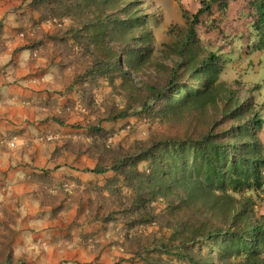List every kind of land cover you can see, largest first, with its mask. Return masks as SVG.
<instances>
[{
    "label": "trees",
    "instance_id": "16d2710c",
    "mask_svg": "<svg viewBox=\"0 0 264 264\" xmlns=\"http://www.w3.org/2000/svg\"><path fill=\"white\" fill-rule=\"evenodd\" d=\"M225 1L202 0L196 13L185 12L188 28L167 53L175 59L156 68L151 33L134 34L146 27V21L129 15L133 3L125 7L126 0H75L71 18L82 24H70L63 31L70 0H0L6 5L0 16V56L12 41L4 36V18L15 16L9 27L25 36L31 23L34 35L41 36L37 42L26 37L28 49L36 50L49 40L51 64L82 61L83 70L63 81L59 93L79 88L87 94L91 90L87 83L101 75L113 84L115 73L130 85L123 111L117 106L102 111L83 129L85 139L76 143L68 139L66 146L92 160L89 173L114 174L107 185L88 189L90 196L96 194L89 202L97 207V220L125 226L127 254L142 264H172L164 256L190 264H264V213L258 212L259 205L264 208V119L255 103L242 102L237 89L220 80L221 58L206 52L198 36L202 18L215 4L228 20L232 18L227 12L231 4ZM250 5L255 10L260 6L257 0ZM25 16L29 21L22 19ZM44 23L52 25L51 34L41 28ZM74 46L81 47L79 56ZM6 66L0 64V72ZM154 68L155 75L141 74L146 77L139 84L129 71ZM89 96L95 104V96ZM41 102L45 105L43 99L37 105ZM136 114L169 130L149 129L148 136L130 149L110 144L111 133L103 123ZM51 119L65 125L58 117ZM36 178L42 177L33 173L25 180L38 183ZM140 226L145 229L139 231ZM204 240L217 259L188 247ZM11 241L0 232V264H29L15 256Z\"/></svg>",
    "mask_w": 264,
    "mask_h": 264
},
{
    "label": "rangeland",
    "instance_id": "374dc122",
    "mask_svg": "<svg viewBox=\"0 0 264 264\" xmlns=\"http://www.w3.org/2000/svg\"><path fill=\"white\" fill-rule=\"evenodd\" d=\"M70 1L65 8L69 17L63 22V31L70 24H82L80 20H72L75 0ZM201 1L126 0L125 7L133 3L129 15L142 16L146 21V27L134 34L141 36L145 30L151 33L150 46L156 68L160 63L170 65V58H174L167 55L171 44L188 28L184 13H196ZM254 1L226 0L225 3L231 4V9L227 11L232 16L229 20L215 4L210 15L202 18L198 36L206 52L221 58L223 70L220 80L237 89L242 102L255 103L260 117L264 119V0H257L260 6L256 10L250 5ZM225 3L223 5H227ZM129 17L122 15L123 19ZM25 18L22 17L25 22L29 21ZM14 20L15 16L4 18V36L12 41L7 43L8 49L1 55L6 59L3 65H7L0 72L4 77L1 83L12 86L13 95L17 97L16 102L11 104L12 109L0 110V232L12 237L15 256L23 257L29 264H142L127 254L129 246L125 240V226L97 220V207L89 202V197L95 199L96 194L90 196L88 189L107 185L114 174L91 173L87 180L67 174L70 169L89 173L94 163L85 155L77 156L71 152V145L66 146V141L69 139L76 143L85 139L83 129L102 111L113 106L123 111L130 85L123 76L115 73L113 84L101 75L92 84H82L91 89L87 94L79 88L59 93L63 90V81L72 79L75 70H83L82 61L66 63L65 66L58 62L51 64L53 43L45 40L44 45L36 50L28 49L25 46L29 45L26 37L30 40L35 38L37 42L41 36L34 35L31 23H27L25 36L17 33L15 28L7 25L14 24ZM41 28L49 34L53 32L49 23H44ZM21 46L24 48L19 50ZM80 48L74 46V52H81ZM8 68L15 75L9 80L6 79ZM129 71L137 84L146 77L141 74L156 73L155 68L150 71L142 69L140 73ZM39 74H45V78ZM21 88L40 94L36 96L37 102L43 99L45 105L42 102L39 105L36 102L28 104L34 96L26 92L22 94ZM90 94L95 96V104L90 103ZM53 116L64 120L65 125L53 121ZM103 127L111 133L110 144L129 149L137 141L145 139L149 129L155 132L169 130L168 126H162L158 121L152 123L142 114L116 122L107 121ZM12 142L15 147L10 146ZM6 167L3 177V168ZM53 168L58 171L53 173ZM42 171L50 173L43 175ZM33 173L42 177L36 178L38 183L25 180ZM122 182L123 178L119 184ZM258 209L259 213H264L262 206L259 205ZM137 229L141 231L145 227ZM188 247L196 254L217 259L215 251L210 250L205 240ZM164 257L172 264H190L175 257Z\"/></svg>",
    "mask_w": 264,
    "mask_h": 264
},
{
    "label": "crops",
    "instance_id": "0c3cea01",
    "mask_svg": "<svg viewBox=\"0 0 264 264\" xmlns=\"http://www.w3.org/2000/svg\"><path fill=\"white\" fill-rule=\"evenodd\" d=\"M5 11H6V5L1 3L0 4V16H2V14L5 13ZM4 60H6L5 57L0 56V64H3L4 62H6ZM10 68L13 69L12 67H10ZM10 68L7 69L8 76L6 77V79H8V80L12 79L11 76L13 75L12 72H10ZM39 76L40 77H44L45 74H42V75L39 74ZM3 78L4 77L2 75H0V110L12 109L11 104H12L13 101L16 102V97L17 96L14 97L13 93L15 91L12 88V86H4L3 83H1V79H3ZM39 90H42V89H39ZM20 92L22 94H24V92H26V93H29V94L34 96L33 100L30 101L28 104L32 105V103H35V102L38 103L37 102V98L38 97H36V96H39L40 94H37L35 92H32V91L24 89V88H21ZM44 94H46V93H44ZM0 136H1V133H0ZM6 171H7V167L3 168V175H2L3 177L5 176ZM56 171H58V170H55L53 168V173L56 172ZM67 174H69L70 176H74L75 178H80L81 180H87L89 178V175H91V173H84V172L71 170V169L69 171L67 170ZM0 176H1V174H0ZM0 183H2V182H0Z\"/></svg>",
    "mask_w": 264,
    "mask_h": 264
},
{
    "label": "built area",
    "instance_id": "2783aa9c",
    "mask_svg": "<svg viewBox=\"0 0 264 264\" xmlns=\"http://www.w3.org/2000/svg\"><path fill=\"white\" fill-rule=\"evenodd\" d=\"M10 146H11V147H15V144L12 142V143L10 144Z\"/></svg>",
    "mask_w": 264,
    "mask_h": 264
}]
</instances>
